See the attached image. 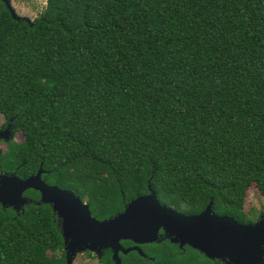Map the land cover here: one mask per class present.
Returning a JSON list of instances; mask_svg holds the SVG:
<instances>
[{
	"label": "trees",
	"instance_id": "16d2710c",
	"mask_svg": "<svg viewBox=\"0 0 264 264\" xmlns=\"http://www.w3.org/2000/svg\"><path fill=\"white\" fill-rule=\"evenodd\" d=\"M0 113L25 138L5 163L43 165L99 220L151 185L181 213L213 200L217 215L255 223L264 212L245 202L252 186L264 197V0H47L30 23L0 1ZM142 249L122 264H222L169 239ZM100 263L115 264L111 250ZM0 264H67L51 207L16 218L0 207Z\"/></svg>",
	"mask_w": 264,
	"mask_h": 264
},
{
	"label": "water",
	"instance_id": "95a60500",
	"mask_svg": "<svg viewBox=\"0 0 264 264\" xmlns=\"http://www.w3.org/2000/svg\"><path fill=\"white\" fill-rule=\"evenodd\" d=\"M0 1L13 19L31 22L16 13L10 0ZM43 172L41 166L28 179L0 174V204L20 211L29 203L23 197L25 191L40 192L38 205H50L58 217L67 264H73L78 252L89 251L101 259L105 250H111L115 264H122L120 254L137 252L147 257L142 246L160 243L162 239H169L180 249L191 247L222 264H264V217L252 224H242L232 217L214 213L213 200L198 215L184 214L163 205L149 185L148 195L133 200L114 217L99 220L76 193L46 184L42 180ZM123 241H130L134 246L125 247Z\"/></svg>",
	"mask_w": 264,
	"mask_h": 264
},
{
	"label": "flooded vegetation",
	"instance_id": "af4514ba",
	"mask_svg": "<svg viewBox=\"0 0 264 264\" xmlns=\"http://www.w3.org/2000/svg\"><path fill=\"white\" fill-rule=\"evenodd\" d=\"M25 138L21 131L17 130L16 125L14 124V120L12 118H7L2 113H0V174L6 176L16 175L20 179H28L31 176H35L39 169L43 168L41 165L35 172L26 173L23 171V163L18 164L14 169L10 166V164L5 163V156L11 153L12 149L15 146L21 145L24 142ZM25 160V159H24ZM42 180L48 184L52 185L49 181L50 171L43 169ZM32 193H36V197L31 196ZM23 197L29 200V203L24 205L20 211H17L14 207H3L0 204L1 209L8 210L10 213L16 216H20L25 212V209L30 207L31 205H37L41 201L40 192L30 189L24 192ZM51 207L50 205H48ZM52 208V207H51ZM134 246V244L130 245V247Z\"/></svg>",
	"mask_w": 264,
	"mask_h": 264
},
{
	"label": "rangeland",
	"instance_id": "374dc122",
	"mask_svg": "<svg viewBox=\"0 0 264 264\" xmlns=\"http://www.w3.org/2000/svg\"><path fill=\"white\" fill-rule=\"evenodd\" d=\"M12 7L16 13L21 17H26L31 21L37 19L45 10L47 0H10ZM245 211L251 212L257 218L261 212H264V197L260 194L258 189L252 186L247 194L245 202ZM86 252H78L73 264H101L100 258L93 253L95 257L89 256Z\"/></svg>",
	"mask_w": 264,
	"mask_h": 264
},
{
	"label": "snow or ice",
	"instance_id": "6c2138e0",
	"mask_svg": "<svg viewBox=\"0 0 264 264\" xmlns=\"http://www.w3.org/2000/svg\"><path fill=\"white\" fill-rule=\"evenodd\" d=\"M159 211H160V212H163V210H162V209H160Z\"/></svg>",
	"mask_w": 264,
	"mask_h": 264
}]
</instances>
